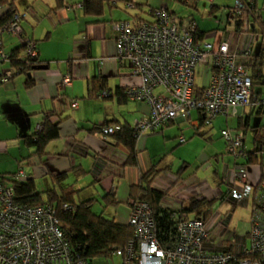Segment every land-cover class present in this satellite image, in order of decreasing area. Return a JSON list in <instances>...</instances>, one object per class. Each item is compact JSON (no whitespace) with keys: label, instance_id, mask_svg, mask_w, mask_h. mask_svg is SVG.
<instances>
[{"label":"built area","instance_id":"obj_1","mask_svg":"<svg viewBox=\"0 0 264 264\" xmlns=\"http://www.w3.org/2000/svg\"><path fill=\"white\" fill-rule=\"evenodd\" d=\"M82 7V0L74 3ZM133 2H125L132 10ZM6 7L0 6V13ZM235 0L233 9L240 14L241 40L233 48L230 38L220 31L198 35L193 22L179 21L165 6L151 11L149 19L117 20L112 24L115 33V56L129 62L131 74L139 83L126 90L127 98L143 101L147 115L131 125L135 134L162 129L169 122L186 119L193 111L202 114L209 124L218 115H244L245 106L257 113L264 108V95L252 92L249 64L256 35L249 31L247 15L250 8ZM17 39L21 48L18 59L31 63L38 59V43L23 35L21 17L14 13L0 25V67L10 63L2 36ZM206 68L205 81L196 84L199 69ZM15 70L9 67L1 73L0 81H8ZM70 77H62V85ZM102 90L98 96H107ZM77 101H72L76 106ZM241 110V111H240ZM41 129V124L35 132ZM120 129L119 124L102 127L109 136ZM227 152L235 163L223 171L228 190L223 196L231 206L251 204L250 225L245 235L228 229L231 213L221 212L216 218L189 216L182 211L184 190L172 193L179 206L166 207L168 230L158 225L151 205L145 200H131L127 224L133 236L125 246L115 248L111 256L121 258L120 264H264V171L255 184H249L243 169L248 164L249 151L245 146V131L223 128L220 131ZM186 141L179 136V142ZM240 161V162H239ZM22 170L11 178L20 180ZM168 197H171L168 195ZM64 210L71 208L68 202ZM223 213V214H222ZM248 240V241H247ZM0 264H94L81 258L66 241L53 204L27 205L16 199L12 181L0 179Z\"/></svg>","mask_w":264,"mask_h":264},{"label":"crops","instance_id":"obj_2","mask_svg":"<svg viewBox=\"0 0 264 264\" xmlns=\"http://www.w3.org/2000/svg\"><path fill=\"white\" fill-rule=\"evenodd\" d=\"M70 1L71 4L68 0H24V12L13 2L21 17L23 35L38 43L37 64H47V68H32L27 74L18 73L6 82L0 81V179L22 170L24 177L20 181L31 179L34 190L40 192L36 187L37 180L63 174L57 183L52 179L51 183L47 182L44 191L52 187L57 191L68 187L76 192V201L97 195L103 199L111 191L116 203L108 204L119 209L109 211L107 218L125 224L132 200L130 186L138 184L141 175L151 167L163 169L151 183L152 187L164 192L163 199L170 191L182 188L186 195L177 200L182 199L184 206L197 193H200L198 197L212 201L214 197L207 198L209 188L196 183L188 173L184 175L185 163L172 171V162L168 161L171 147L167 140L173 136L179 145L182 144L179 136H184L187 141L182 131L188 127L193 128L189 136H205L208 130L202 128L213 120L206 124L202 114L193 111L188 118H177L159 132L141 133L135 145L136 165L124 164V150L112 144L111 138L106 140L93 129L104 122L131 126L136 119L147 115L148 106L143 101L128 98L118 101L114 94L117 87L126 91L139 83V78L131 74L129 62L115 56L112 24L125 18L119 0L104 1L99 15L74 7V3L81 0ZM132 2L138 4L137 0ZM218 8L211 4L210 12ZM231 9L226 23L232 28L213 31H220V34L235 32ZM130 17L142 18L138 11ZM2 41L8 52L20 46L12 36L3 35ZM239 46L240 43H236L233 48ZM18 53L21 55L20 51ZM9 67L10 63L5 62L0 67V75ZM65 76L70 77V82L63 86L61 79ZM28 77L33 81L30 86L25 84ZM104 89L109 92L106 99L98 96ZM73 100L77 101L76 106H72ZM48 112L52 113V120L58 121V137L46 144L43 153H37L36 147L28 145L24 137L35 132ZM260 172L263 171L260 169ZM72 173L75 183L62 185ZM86 176L91 178L89 183L84 180ZM220 181L227 186L219 195L222 201L228 190L223 174ZM84 189H87L86 194Z\"/></svg>","mask_w":264,"mask_h":264},{"label":"trees","instance_id":"obj_3","mask_svg":"<svg viewBox=\"0 0 264 264\" xmlns=\"http://www.w3.org/2000/svg\"><path fill=\"white\" fill-rule=\"evenodd\" d=\"M104 1L106 0H82V8L86 13L99 15L102 13ZM124 1L132 2V0ZM178 1L187 3L190 0ZM196 2L197 0H194V3L192 4L195 9L197 6ZM241 2L244 3L248 8H250L247 14L250 25L249 31L254 33L257 39L259 37V34H264V20L261 18V15L255 8V0H241ZM0 3H4L6 5L5 10L0 13V25H2L5 21H7L8 18L16 13V9L13 5V1L8 2L7 0H1ZM134 4L135 6L138 5L136 3ZM165 7L168 9L167 6ZM153 9H155V7L149 8V15H151V11ZM231 12V19L234 25V29L237 33L241 30L240 28L242 26V21L240 19V16L242 15L237 14L234 11L233 7L231 9ZM135 17H138V15H135ZM176 18L179 21H184L181 17L176 16ZM141 19L147 20L149 18ZM188 22H193V19H190ZM197 31L198 35H205L209 32L202 31L198 28ZM262 38V43L260 44L258 49L254 53L251 52L252 57L249 64L250 77L252 80V92L256 95H260V93L254 90V84L260 83L264 85V37ZM21 48L22 47L19 46L15 49H12L11 51L10 67L12 68V70L16 71L13 76L18 73L27 74L29 70H31L32 67L34 65H37L38 63L37 60L31 63H25L19 60L17 57L19 55L18 52L21 51ZM32 82L33 81L30 77L26 78L25 80L26 86H30ZM107 93L108 95L103 97L104 99L109 96L108 91ZM114 94L115 96H117L118 101H124V99L127 98L126 91L121 90V88L119 87L115 88ZM261 112L262 111H258L257 113ZM51 116V112L46 113L41 122V129L38 132H34L30 136L24 137L25 142L28 145L36 147L37 153H43L46 144L50 140L58 137V121L52 120ZM243 117L244 116L237 117V128L246 130L248 125V117L246 116L245 119H243ZM114 124L119 123L104 122L98 126H95L93 129H96V131L100 133L104 139L107 140L108 138H111L110 141L112 142V144L118 145L124 150V152L126 153L124 164L127 163L136 165L137 156L135 145L138 135L135 134L132 126H130L128 123L119 124L120 129L112 135L105 136L102 134L101 131L103 126ZM256 159L257 156L249 151V158L247 163H254ZM161 170L163 169H155L154 167H151L149 170L143 173L138 184L130 186V197L133 200H145L151 205L155 218L156 220H158V225L165 233L166 230H168L170 219L168 210L165 206L161 205V202L164 198V192L151 186L153 179ZM13 174L14 173L8 176H3L2 179H5V181H12L16 199L21 203H25L27 205L45 203L53 204L56 207V216L58 218L59 225L63 231L66 241L81 258H85L88 261L93 262V260L96 258L110 257L111 251L113 249L125 246L128 240L133 236V230L127 223H119L114 219L103 217L101 214L93 213L91 210V206L96 200L94 197L76 201L74 198V193L76 192L72 189L71 191L68 187H65L60 191H57L55 187H52L44 191L43 194L46 195V197L44 198L43 194L34 190L31 179L26 181L13 180L11 178ZM261 174L262 172H260V175ZM62 177L63 174H57L52 175L51 179L53 183H56L60 181ZM103 199L107 205L108 203H116L114 200H112L111 191L106 193L103 196ZM64 202H68L71 205V208L68 210H64L62 208V204ZM210 202L211 200H207L206 198L192 197L188 200L187 205L184 206L182 204L181 209L189 216L202 217L206 219L208 213L211 214V210L209 209Z\"/></svg>","mask_w":264,"mask_h":264},{"label":"rangeland","instance_id":"obj_4","mask_svg":"<svg viewBox=\"0 0 264 264\" xmlns=\"http://www.w3.org/2000/svg\"><path fill=\"white\" fill-rule=\"evenodd\" d=\"M7 1H13L21 12L25 11L26 5L24 4V0ZM125 2L126 1L124 0H119V3L122 7L121 10H123L121 14L125 16V18H121L120 20L130 18V16L136 11L139 12L140 17L149 18L147 13L150 7L159 8L162 6H167L169 10L173 11L177 17L183 18L185 22L193 19V23L197 25L200 30L211 32L214 29L223 31L224 27H226V29H230L229 26L232 28L231 24L227 25L226 20L228 18L229 9L230 7L234 6L235 0H213L212 2L210 0H198L196 9L192 6L194 0H190L187 3L178 0H137L138 5L133 10H126L124 8ZM68 3L71 4L72 2L68 0ZM211 4L217 5L219 8L213 12H210ZM0 6L5 7L6 5L4 3H0ZM255 8L261 15V18L264 20V0H255ZM247 14V11L246 13H243L244 17ZM111 19L114 20L116 18ZM231 32L224 31V35L230 38L232 45L241 43V40H244V38L241 37L238 32ZM262 37H264V34H259V37L254 41L252 46L253 53L262 43ZM205 75L206 72L204 68L197 71L195 79L197 85L201 86L204 83ZM253 87L256 92L260 93V95H264V85L255 83ZM244 112L245 116H248L249 119V124L247 125L246 130L243 129L245 131L244 143L246 149L257 156V159L254 163L245 164L243 169L247 174L248 183L255 184L259 179L260 169L264 171V108L261 113H255L252 111V107L247 105L244 108ZM239 115L240 113L227 116L220 115L213 119L211 124L209 123L210 125H206L204 128H202L203 130H208L205 136H193V134L189 136L193 132V128L188 127L182 131V133L186 136L187 141L177 145L178 143L175 141L176 139L171 136V139L167 140V142L170 143L171 147L169 148L171 153L168 156V161L172 162V171L175 172L177 169H179L182 163H185L184 165L187 167L185 168L184 175L186 176L188 173L189 178L193 179L196 183L199 182L200 185L209 188V197L207 198L214 197V199L209 203L211 214L208 213L206 219L216 218L221 212L231 213L228 220V229L229 231L241 236L245 235L249 229L251 204H238L233 207L228 201H220L219 198L221 192H224L227 188L226 184L220 181L223 174L222 172L225 169L232 167L235 163L232 155L227 152L226 144L223 138L220 136V131L226 127L231 128L234 131V128L237 125V117ZM245 116L243 119H245ZM157 131L159 132V130ZM208 135L209 137H207ZM73 175L74 174L72 173L67 176L65 183L62 182V185L75 183V176ZM84 180L86 183H89L91 178L86 176ZM47 182L51 183V177L49 175L46 179L37 180L36 187L41 194L44 193ZM83 193L86 194L87 189H84ZM172 193L173 190L168 193V195L171 197H166L163 199L161 202L162 206H173L174 208L175 206L180 205L179 202L171 199L173 198ZM75 195L76 194H74L75 200H77V196ZM198 196H200V193H197V195H193L190 198H204ZM43 197L45 198L46 195L43 194ZM94 198L96 200L93 202L91 210L95 214H101L103 217H107L109 211L119 209L118 207H112L109 204L107 205L102 199L101 195L94 196ZM93 263L120 264L121 258L116 256L100 257L94 259Z\"/></svg>","mask_w":264,"mask_h":264},{"label":"water","instance_id":"obj_5","mask_svg":"<svg viewBox=\"0 0 264 264\" xmlns=\"http://www.w3.org/2000/svg\"><path fill=\"white\" fill-rule=\"evenodd\" d=\"M33 69H45L47 68V64H37L32 67ZM29 75V74H28Z\"/></svg>","mask_w":264,"mask_h":264}]
</instances>
